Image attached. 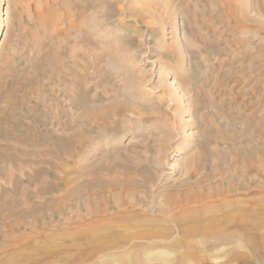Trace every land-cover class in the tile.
<instances>
[{
  "label": "rangeland",
  "instance_id": "rangeland-1",
  "mask_svg": "<svg viewBox=\"0 0 264 264\" xmlns=\"http://www.w3.org/2000/svg\"><path fill=\"white\" fill-rule=\"evenodd\" d=\"M91 1L113 44L102 54L59 32L82 12L73 0H0V250L48 236L78 248L46 264H264V231L257 252L239 226L186 236L179 219L264 202V0ZM230 146L256 147L251 192L223 197L215 177L245 168ZM95 233L113 235L88 244Z\"/></svg>",
  "mask_w": 264,
  "mask_h": 264
},
{
  "label": "bare ground",
  "instance_id": "bare-ground-1",
  "mask_svg": "<svg viewBox=\"0 0 264 264\" xmlns=\"http://www.w3.org/2000/svg\"><path fill=\"white\" fill-rule=\"evenodd\" d=\"M74 1V4L75 6L77 7V9H80L82 10V12L79 13L77 12V17H72L71 13H70V10L66 11L65 12V18H66V25L64 27H62L59 32L62 33V36L64 35V39L67 38V40L71 43L73 42H77L79 43L80 45L82 44L85 48H95L97 49L98 51L101 52V54L103 53V51H105V49L113 44L109 43L108 44V41H107V37L109 36V33H108V29H106V23H105V18H102L100 21H92L93 20V17L96 16L94 15L93 16V11L90 10V6H93L92 4L94 3V1H91V0H73ZM93 2V3H92ZM260 7V6H259ZM225 12L223 13V17L224 18H231L232 15L234 14V11H235V8L233 7V5L231 3H228L226 4V6L223 7ZM262 8V7H261ZM115 9V8H114ZM116 10L118 12L121 11V8L119 6H116ZM222 10V9H221ZM222 10V11H224ZM222 13V12H221ZM86 18V21L84 22L83 20ZM131 17V16H130ZM137 20H141L142 19V15H137ZM107 18V17H106ZM223 18V19H224ZM222 19V20H223ZM225 20V19H224ZM95 22V24L93 23ZM221 22V21H220ZM225 22V21H224ZM223 22V23H224ZM120 27H123L124 26V22L122 23L121 21L118 22ZM125 27V26H124ZM226 28V27H225ZM220 33V32H219ZM110 35H114L112 33H110ZM216 38V37H215ZM201 39V38H200ZM201 41H204V45L206 47L208 46H215V45H218V42H210V41H205V40H202ZM212 41V40H211ZM112 42V41H111ZM76 44V43H75ZM224 44V43H223ZM109 45V46H108ZM85 51V50H83ZM69 54V53H68ZM70 55V54H69ZM85 55V54H84ZM97 55V54H96ZM95 60H97L99 57L95 56ZM101 58L102 55H101ZM99 58V59H101ZM88 59V58H86ZM61 60V59H60ZM89 60V59H88ZM93 60V59H92ZM91 60V61H92ZM90 61V62H91ZM84 62V61H83ZM89 61H87L88 63ZM6 95H4L3 98H5ZM9 102V101H8ZM8 103H5L4 105L7 106ZM251 105V104H250ZM254 105V104H253ZM9 106V105H8ZM229 109V108H227ZM9 116L6 114L5 112V108L3 105H0V122H3V123H8L10 122V119L8 118ZM1 132V131H0ZM3 132V130H2ZM4 133V132H3ZM6 133V131H5ZM264 134V133H263ZM8 135V134H7ZM232 135V134H231ZM2 136V135H0ZM236 137V136H235ZM3 138V137H2ZM220 138H222L223 140L227 139L230 141V137L228 138L227 136H224L222 135ZM239 138V137H238ZM206 140V139H205ZM219 140V139H218ZM239 141V140H238ZM3 142V141H2ZM215 142V141H214ZM218 142V141H217ZM6 143V142H5ZM3 143V144H5ZM8 143V141H7ZM227 144H230V143H227ZM5 146V145H4ZM2 144H0V157L6 153H3V151L1 149H3ZM231 147V146H230ZM255 146L254 147H251L249 149L245 148V150H237L236 152H234L232 150V147L230 148L229 152L231 153H235V155L238 157H240L241 161L245 163V168H242L239 173L240 177L236 178L235 175H234V172L233 174H229V176H223L221 178H217L215 177V180L213 181V183L211 184V187H213V192L214 194L216 195H221L223 197L227 196L228 194H230V192L232 193H237V194H241V192H251L249 190V185H247L249 182L247 180V177L245 176V172L247 171V169H250L248 168V165L246 164L249 156L252 157L253 155H255ZM236 149V148H235ZM247 149V150H246ZM206 150V149H205ZM218 150V149H217ZM223 150V149H222ZM225 150V149H224ZM228 150V149H227ZM5 151V150H4ZM209 151V150H208ZM257 151V150H256ZM225 154L226 152L228 151H224ZM210 153V152H209ZM212 153V151H211ZM220 153H223V152H214V156L215 154L217 155V157L219 158V162L215 163L216 166H213V168H219L222 165L221 163V156H220ZM257 154V153H256ZM262 154V153H261ZM264 154V152H263ZM6 156V155H5ZM4 156V157H5ZM10 156V155H9ZM8 156V157H9ZM209 157V156H208ZM233 157V156H232ZM237 157V158H238ZM3 158V157H2ZM7 158V156L5 157ZM4 158V160H6ZM11 158V156H10ZM199 158V157H198ZM207 158V157H206ZM236 159V158H235ZM251 159V158H250ZM260 159V158H259ZM14 160V159H13ZM206 160V159H205ZM227 159H225L226 161ZM231 160L233 159H230L227 161V163L231 164L233 163ZM256 160V159H255ZM2 161V160H1ZM218 161V160H217ZM224 161V160H223ZM258 161V160H257ZM240 162V160H239ZM205 163V162H204ZM203 163V164H204ZM237 164V163H236ZM242 164V163H241ZM251 164V163H249ZM229 168L231 166V169H232V165H228ZM205 167V166H204ZM236 167V166H235ZM252 168V167H251ZM257 168V166H256ZM254 168V169H256ZM222 169V168H221ZM220 169V171H221ZM230 169V170H231ZM234 169V168H233ZM253 169V168H252ZM251 169V170H252ZM207 170V169H205ZM229 170V169H228ZM230 170L228 171V173L230 172ZM124 171H127V170H124ZM214 171V169H213ZM225 171V170H224ZM234 171V170H233ZM238 171V170H237ZM9 172V171H8ZM206 173V172H205ZM209 173V172H208ZM207 173V174H208ZM232 173V172H231ZM4 174V172H3ZM2 174V175H3ZM204 174V173H203ZM222 174V173H221ZM227 174V173H226ZM10 175V174H9ZM218 175V174H217ZM210 176L209 174L207 175V177ZM212 176V175H211ZM206 177V176H205ZM206 177V178H207ZM213 177V176H212ZM212 177H209V178H212ZM203 178H200L199 180H197L195 186L196 188H198L197 186H201L200 183L203 182ZM253 180V179H251ZM207 181V179H206ZM211 181V182H212ZM110 185L114 184V182H110L109 183ZM108 184V185H109ZM132 183L130 181V179H126L125 180V185H128L130 186ZM175 186V185H174ZM15 187L17 190H20L19 188V185L18 184H15ZM202 187V186H201ZM260 187V186H258ZM256 188V187H254ZM197 190L199 189H195L193 190L194 192V196L198 197L197 195ZM210 190V188L208 189ZM252 190V189H251ZM21 191V190H20ZM22 192V191H21ZM210 192V191H209ZM255 192V191H253ZM190 193V192H189ZM207 193V192H206ZM187 194V193H185ZM244 194V193H243ZM193 194L191 193V195L189 196L188 194V197H186L188 200L189 199H193L194 197L192 196ZM201 195V194H200ZM203 195V194H202ZM234 195V194H233ZM187 196V195H186ZM207 196V194L205 195V197ZM180 196H178V203H181V197L179 198ZM184 197V196H183ZM193 197V198H192ZM176 198V197H174ZM180 199V200H179ZM186 199V200H187ZM177 200V199H176ZM187 200V201H188ZM206 200V198H205ZM245 200V199H244ZM3 201V200H2ZM6 201V200H5ZM180 201V202H179ZM191 201V200H190ZM194 201V200H193ZM264 201V200H263ZM169 202V201H168ZM175 202V201H174ZM242 201H234V203H236L233 207H237V210L235 213H229V212H225L224 210V205L226 204V202H224V200L222 199L221 202H219V208H220V211H218L216 213V211H211L209 210V207L208 206H200L202 207L201 208V212L204 213L203 215H201V218L199 217V215H195L193 213V211L191 209H188V210H182L181 212V215H179V219H180V222L185 224L184 226V232L186 234V236H192L193 234L194 235H198L199 233L201 234H208V233H215L216 231H218L222 226H239L241 227V231H242L244 234L245 233H249V234H245V237L249 240V241H252V248L255 249V245L257 244L259 246V242H262L260 241L262 237V234L264 231V202H262L261 204L259 203H256L258 208L257 209H247V208H244V206H241L239 203H241ZM2 203V202H1ZM0 203V205H1ZM188 203V202H187ZM171 204V203H170ZM174 205V203H173ZM175 205H177V203H175ZM179 205V204H178ZM182 205V204H181ZM180 207V205H179ZM252 208V207H251ZM205 209H206V212H205ZM208 209V210H207ZM0 210H1V206H0ZM14 211V210H13ZM16 211V210H15ZM5 212V211H4ZM210 212V214H209ZM3 213V212H2ZM6 213V212H5ZM7 216V215H6ZM0 217L2 219H6L5 216L1 215L0 213ZM175 219V218H173ZM8 224V223H7ZM8 226V225H7ZM247 227V228H246ZM239 229V228H238ZM238 231V230H237ZM239 232V231H238ZM241 233V232H240ZM110 235L112 236L113 234H99V233H95V234H89L88 236V239H87V242L88 244H93V243H97L99 244L100 242H103L105 241V239L109 238ZM115 235V233H114ZM233 236H235V234H233ZM257 240V242H256ZM22 240H18V241H11L10 244H7L5 247L2 248V250H0V254H3L5 251L7 252V255L6 257L0 259V264H18L16 263L17 259H20L18 262L19 264H23V261L25 259H27V262L26 264H46V263H43V261L45 260L46 256L49 255L50 253L52 252H55V250L59 251L60 249H69L68 252L70 253V250L71 249H77L78 248V244L76 243H70V244H58L56 242H52L50 241V239L48 238V236H44L42 237L39 242H32V243H29V246H27L26 243L24 242H21ZM256 250V249H255ZM258 252V250H256ZM255 251V252H256ZM261 251V250H260ZM262 252V251H261ZM27 253V254H26ZM230 257L229 258H232V260L234 261H237L239 260L240 258L245 260L246 259V255L243 254V253H232L231 255H229ZM247 261V260H246ZM245 262V261H244ZM243 262V263H244ZM247 263V262H246ZM50 264H53L50 262ZM245 264V263H244Z\"/></svg>",
  "mask_w": 264,
  "mask_h": 264
}]
</instances>
